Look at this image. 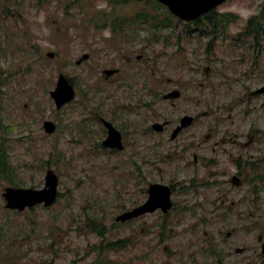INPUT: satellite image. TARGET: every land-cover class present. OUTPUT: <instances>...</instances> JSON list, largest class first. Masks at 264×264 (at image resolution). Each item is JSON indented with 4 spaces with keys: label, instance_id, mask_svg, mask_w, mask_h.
Masks as SVG:
<instances>
[{
    "label": "rangeland",
    "instance_id": "374dc122",
    "mask_svg": "<svg viewBox=\"0 0 264 264\" xmlns=\"http://www.w3.org/2000/svg\"><path fill=\"white\" fill-rule=\"evenodd\" d=\"M82 1H11L17 17L0 15V67L8 75L2 115L9 125L0 141L17 186L42 187L52 168L62 193L51 206L16 212L5 207L8 184L0 182V264L89 263L102 237L88 217L105 226L107 238H128L127 247L109 253L119 261L264 264V178L254 176L264 170V90L256 92L264 87V46L258 53L250 39L219 40L215 49L225 61L211 63L208 36L178 42L172 34L166 41L160 32L180 34L182 27L156 31L146 23L129 29L127 42L119 37L118 51L113 4ZM144 4H118L116 15L132 17ZM222 8L237 15L231 27L238 29L245 16L264 9V0H228ZM145 10L172 18L164 7ZM128 49L132 62L121 56ZM84 53L88 57L78 61ZM138 53L145 58L134 59ZM117 66L133 76L103 77V68ZM59 73L74 78L76 93L56 108L50 90ZM172 87L182 91L174 103L162 97ZM185 113L196 121L174 139L171 128H148L155 120L176 124ZM101 117L127 130L123 149L101 145ZM45 119L56 123L53 132L45 131ZM150 182L173 185V207L116 221L146 198L142 189Z\"/></svg>",
    "mask_w": 264,
    "mask_h": 264
},
{
    "label": "water",
    "instance_id": "95a60500",
    "mask_svg": "<svg viewBox=\"0 0 264 264\" xmlns=\"http://www.w3.org/2000/svg\"><path fill=\"white\" fill-rule=\"evenodd\" d=\"M167 5L169 10L183 18L194 19L202 13L216 7L224 0H159ZM47 55L53 56V51H48ZM88 57V53H84L78 61L82 58ZM107 72L112 73L114 69H106ZM264 87L258 88L256 92H261ZM179 90L175 89L168 95L174 97L179 95ZM51 96L54 98L56 108H60L65 103L72 100L75 96V88L68 78L59 73L55 87L50 90ZM193 116L186 114L181 118V123L173 130L171 137H175L177 132L183 127L189 125ZM105 124L108 127V134L103 139L102 143L112 148L122 149L123 142L120 130L112 124L109 120L104 119ZM163 124L155 122L153 128L160 130ZM43 127L47 133H51L56 129V123L53 120L45 119L43 121ZM172 190L169 184L162 182H152L148 188L147 198L140 204L122 211L116 217V221H126L128 219L140 216L142 214L153 212L160 208L163 212H167L173 205L171 198ZM2 196L5 200V207L8 209L24 210L25 208H31L37 204H44L49 206L55 202L58 197V175L52 168H48L45 174L44 185L40 188L35 187H23L6 185L3 188ZM261 238V236H259ZM264 247V243H263Z\"/></svg>",
    "mask_w": 264,
    "mask_h": 264
},
{
    "label": "flooded vegetation",
    "instance_id": "af4514ba",
    "mask_svg": "<svg viewBox=\"0 0 264 264\" xmlns=\"http://www.w3.org/2000/svg\"><path fill=\"white\" fill-rule=\"evenodd\" d=\"M228 0H224L222 3H220L219 5H217L216 7L202 13L201 15L197 16L194 19H183L177 15L174 14V17H172V21H174L173 23H175V27H179L181 26L182 29L180 31V34L177 31L174 32H170L168 34L165 33H159V36H163L165 37L166 41L169 37V35L171 36L176 35L177 36V41L181 42L183 39H189V37L193 38V37H197L198 35L201 36H208L209 40L207 42V45L205 47V51H206V60L210 61L211 63H213L214 61H225L224 58L220 55H218V53L216 52V46L218 45L217 42L219 40H224V39H231V40H235V41H239L241 43L246 42L247 40H251L249 43V47H251L254 51H259L262 49V47L264 46L263 40L261 38H259L260 36V28H261V24H264V18H261L262 13L264 14V9H261V11L259 12H255V13H251L247 16H245V19L241 22V26L238 29H232L231 26H233L235 23H237V15L234 14L233 11L231 10H227L222 8V6L227 2ZM264 17V15H263ZM236 18V19H235ZM112 24V22H111ZM146 24V22H140L139 20H135L134 23L132 21V17H122L121 18V23H118L117 26L114 28L113 26L111 27V36L114 38L112 40H114L113 45L114 47H116V49L118 51H120V46L118 45L119 42V37H126V42L132 37V34L129 33V29H136L137 27H140L142 25ZM168 25H172L171 23ZM167 26V25H165ZM164 26V27H165ZM149 28V27H148ZM247 36V38H244V36ZM154 38H156V34H154ZM150 39V38H149ZM125 42V44H126ZM127 47V46H126ZM128 48V47H127ZM129 49L127 53L121 54L125 56L126 60L128 62H132V57L131 54L129 53ZM259 53V52H258ZM255 55H257V53H255ZM254 55V56H255ZM144 54L143 53H138L136 54L134 59H144ZM243 58H241L242 60ZM126 60L124 64H126ZM241 60H237V61H241ZM253 65H257V59L254 57L253 58ZM208 69L214 71L215 68H212L211 65L207 66ZM106 69H114V71L112 73H109L106 71ZM102 73H103V77L107 78L109 81H114L116 79H118L117 77H132V74H129V72L127 70H125L123 72V68L122 67H106L102 69ZM171 79V78H170ZM178 89L179 95L174 97L172 95H168L170 92H172L173 90ZM153 89H151L152 91ZM154 92V90H153ZM156 96V98L159 97V94L157 92L154 93ZM182 95V91L181 89H179L178 87H172L169 88L168 90L164 91L162 93V97L172 103L175 102V100L177 98H179ZM87 96V95H85ZM146 103V102H144ZM96 115H101V113L99 112H95ZM183 115H186L183 114ZM182 115V116H183ZM191 115V114H189ZM182 116L179 118V122L176 124H172L170 123L169 119H164L163 121H159V120H155L151 123L150 126H148L149 130L153 129L155 131H165L171 128V133H170V138L174 139L176 138L179 134H181L183 132V130L185 129V127L190 126L191 124H193L196 121L197 115H191L194 117V119L192 120V122L183 127L182 129H180L175 137H171V134L173 132V130L181 123V118ZM101 122H102V126L104 127V133H106L105 137L108 134V127L104 122V119L109 120L112 124L113 121L111 119H108L106 117H101ZM155 122H160L163 124L162 128L160 130H156L153 128V124ZM121 132V137H122V142H123V147H125V134L127 133V130L125 128H123L122 126H117L116 124H114ZM172 125V127H171ZM105 137H103L101 139V145L103 147H111V146H106L103 145L102 141L103 139H105ZM115 150V148H112ZM212 149L214 151H216L217 149H215V147H212ZM210 161L216 162V158L215 157H210L209 159ZM237 163H239V160H236ZM233 181H235L236 183L240 182V177L237 175H234L232 177ZM152 183V182H150ZM148 184L147 187L144 188V192L147 193L148 196V188L149 185ZM172 193H173V185L169 184ZM172 193H171V197H172ZM146 196V198H147ZM145 198V199H146ZM144 199V200H145ZM173 201V200H172ZM173 207V205H172Z\"/></svg>",
    "mask_w": 264,
    "mask_h": 264
},
{
    "label": "trees",
    "instance_id": "16d2710c",
    "mask_svg": "<svg viewBox=\"0 0 264 264\" xmlns=\"http://www.w3.org/2000/svg\"><path fill=\"white\" fill-rule=\"evenodd\" d=\"M11 1H16L17 3H19L21 0H0V15H2L4 18L7 17L10 14L15 15L16 13L14 11H11V6L9 5V2ZM49 2L50 0H38V2H40V4L42 5L45 2ZM74 2H78L81 4V6H83L82 3L86 4L85 2H83L82 0H72ZM134 0H110V2L113 4V17H111V22H112V26L115 28L117 26L118 23H121V18L124 16L121 15H116V11L118 10V8H116V6L118 4H121L120 7H122V5H126L130 2H132ZM137 2L143 1V0H135ZM146 2V4H144L143 8L137 10L133 16H132V21L134 23L135 20H139L141 23L142 22H146L149 26V28L151 30H160L162 27H164L165 25L168 24H172L174 21H172L171 18H169L167 15H155L153 13L147 12V10H145V8L149 7L152 9H157L159 7H164L166 11H168V14L171 17H174V14H172L168 8L166 7V5L162 4L161 2H159L158 0H144ZM148 2V4H147ZM90 4V3H89ZM89 6V5H88ZM97 12L101 15H104L102 12H99L98 9H96ZM20 15V14H19ZM18 15V16H19ZM112 16V15H110ZM164 16H167V18H163ZM15 17H17L15 15ZM110 18V17H109ZM17 20V18H16ZM106 23V22H104ZM103 23V24H104ZM244 38H247V36L243 35ZM259 38H261L262 40L264 39V24H261V28H260V36ZM8 79V75L7 72L4 68L0 67V131H6L9 128V125L5 123L4 119H3V115H2V108H3V94L5 92L4 88H3V83L6 82ZM69 80L71 82H75L74 78L69 76ZM86 95V94H85ZM4 136L2 135V138ZM61 153L58 152V155L56 154V157L59 158ZM49 162V161H48ZM264 163V160H263ZM256 164V163H255ZM254 167V166H253ZM254 176H257L261 179L264 178V170L263 171H259L256 172ZM5 184H11V185H18V182L15 179V167L14 165L10 162L9 160V155L3 145V142L0 141V182H4ZM144 190V188L142 189ZM62 193H59V196ZM34 207H32L31 209H34ZM16 212H19L17 210H15ZM96 219L92 218V217H88L87 221L89 222L88 224L90 226L93 227L94 231H97L99 236H101V240L99 244H95L94 247L96 249V255L95 257L87 264H131V260L128 261H119L117 259H113L109 257V253L111 251H117L119 249L125 248L128 245V238H123V237H119L116 239H111V238H107L106 235L103 232V228H105V226L99 222H95ZM116 222H113V225H116ZM106 238V241H104V239ZM213 252H216V249L213 248ZM4 260H10L8 259L9 256L7 255H3Z\"/></svg>",
    "mask_w": 264,
    "mask_h": 264
}]
</instances>
